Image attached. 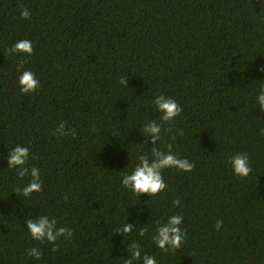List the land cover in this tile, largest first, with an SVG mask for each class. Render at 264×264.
<instances>
[{"label": "trees", "instance_id": "16d2710c", "mask_svg": "<svg viewBox=\"0 0 264 264\" xmlns=\"http://www.w3.org/2000/svg\"><path fill=\"white\" fill-rule=\"evenodd\" d=\"M22 7L30 20L21 19ZM24 39L31 56L7 51ZM21 60L40 81L35 92L20 90ZM261 67L257 0H0V264H124L133 242L158 264H264ZM158 94L183 111L162 124L156 146L171 143L195 168L163 170L168 187L150 198L121 179L139 155L151 159L143 125L161 123ZM62 122L77 134L55 135ZM18 144L30 148L27 166L43 181L28 198L18 189L30 177L7 168ZM237 153L249 157L248 177L228 163ZM43 215L73 231L56 241L57 251L27 230V219ZM171 215L183 216L187 235L164 253L151 237ZM125 221L135 227L122 236ZM34 247L39 260L28 255Z\"/></svg>", "mask_w": 264, "mask_h": 264}, {"label": "clouds", "instance_id": "9594fccd", "mask_svg": "<svg viewBox=\"0 0 264 264\" xmlns=\"http://www.w3.org/2000/svg\"><path fill=\"white\" fill-rule=\"evenodd\" d=\"M261 9H264V0H257ZM21 19H31V13L26 7H22L20 12ZM10 54H27L31 56L33 54V45L30 40L24 39L15 42L11 48L7 49ZM24 60H21L17 64L18 85L23 94L35 92L40 87V81L36 78L35 73L30 70L24 69ZM23 69V70H22ZM260 71L264 72V67H261ZM122 85L128 86V82L125 78L120 80ZM259 103V109L264 112V85L260 86L259 94L256 97ZM156 110L160 113L159 120L149 121L143 125V135L148 137L145 140V144H151V159L147 155H139L138 163L133 168L131 173H123L121 179V185L123 188L131 191L138 196L147 194L150 198L159 195L168 186L164 181L162 172L165 169L175 168L181 172H191L195 168V164L190 162L187 158L178 157L173 151V145L168 143L162 149L156 145L162 141L161 132L162 124L172 122L183 111L180 104L175 98L166 97L163 94H158L152 101ZM67 122L60 123L59 127L55 129V135L58 136H75L76 130L73 128L66 129ZM95 129H93L94 131ZM164 132L170 133L173 131L171 127L164 128ZM260 134L264 135V129L260 130ZM174 139V137H173ZM30 156V148L27 146L16 145L7 154V168L15 169L18 177L22 180L24 177H30L28 183L22 188L18 189L20 194L28 198L34 192H40L42 190V183L40 177V170L37 167L29 168L28 161ZM228 163L231 165L233 173L240 177H248L252 171L250 166L249 157L246 153H237L229 157ZM67 194L64 199L67 201ZM180 204V200L176 199L172 201L173 206ZM183 222L182 215H171L167 218L166 222L157 221V227L155 233L151 239L155 245L164 253L169 251H176L184 244L186 239V230H182L181 224ZM223 226V221L218 220L214 225L215 229H220ZM26 227L32 239L43 243L47 241L53 245L52 251H57L59 245L56 241L60 237L64 239H71L73 231L67 227H57V220L55 217L49 219V216H38L37 219H27ZM135 224L125 223L121 228L117 229L118 234L127 235L133 232ZM148 233V228L142 227L139 229L138 235L144 237ZM128 258L124 259V264H158V261L154 255L144 253L142 255L141 246L133 242L128 248H126ZM29 256L34 257L36 260L42 258V253L37 248H32L28 252Z\"/></svg>", "mask_w": 264, "mask_h": 264}]
</instances>
